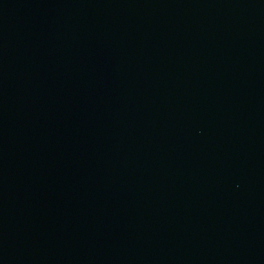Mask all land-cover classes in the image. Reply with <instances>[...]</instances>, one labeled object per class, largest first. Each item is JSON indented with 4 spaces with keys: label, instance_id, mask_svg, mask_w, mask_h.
I'll list each match as a JSON object with an SVG mask.
<instances>
[{
    "label": "water",
    "instance_id": "water-1",
    "mask_svg": "<svg viewBox=\"0 0 264 264\" xmlns=\"http://www.w3.org/2000/svg\"><path fill=\"white\" fill-rule=\"evenodd\" d=\"M0 264H264V0H0Z\"/></svg>",
    "mask_w": 264,
    "mask_h": 264
}]
</instances>
